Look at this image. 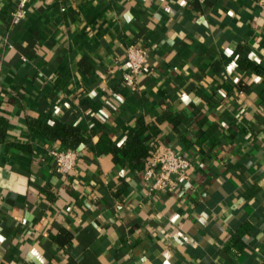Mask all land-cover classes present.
Masks as SVG:
<instances>
[{
    "label": "crops",
    "instance_id": "1",
    "mask_svg": "<svg viewBox=\"0 0 264 264\" xmlns=\"http://www.w3.org/2000/svg\"><path fill=\"white\" fill-rule=\"evenodd\" d=\"M0 0V264H264V11L254 0ZM131 44L148 49L138 88ZM245 62L242 63V60ZM249 61L251 64H246ZM84 133L69 176L31 128ZM144 143L192 161L174 192L98 153Z\"/></svg>",
    "mask_w": 264,
    "mask_h": 264
},
{
    "label": "built area",
    "instance_id": "2",
    "mask_svg": "<svg viewBox=\"0 0 264 264\" xmlns=\"http://www.w3.org/2000/svg\"><path fill=\"white\" fill-rule=\"evenodd\" d=\"M30 0H17L9 14L12 26L18 25L27 16ZM257 7L264 11V0H254ZM1 38V37H0ZM127 70L122 73L124 85L134 91L138 88V77L144 71L148 60V49L140 44H131L126 53ZM55 171L61 176H69L76 168L81 155L76 150L51 149ZM150 158L143 169V179L150 191L174 192L180 181L188 178L192 168L189 157L183 156L172 147L156 143L150 150Z\"/></svg>",
    "mask_w": 264,
    "mask_h": 264
},
{
    "label": "trees",
    "instance_id": "3",
    "mask_svg": "<svg viewBox=\"0 0 264 264\" xmlns=\"http://www.w3.org/2000/svg\"><path fill=\"white\" fill-rule=\"evenodd\" d=\"M243 62L245 59L242 60ZM246 64L251 63L246 61ZM31 128L49 140L61 141L69 150H76L84 142V133L81 129L60 122L51 124L46 117L32 121ZM150 129V126L142 124L139 129L131 130L122 145L101 140L97 143V152L111 154L114 162L122 167L129 166L143 170L151 155L143 138Z\"/></svg>",
    "mask_w": 264,
    "mask_h": 264
}]
</instances>
